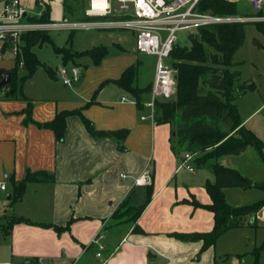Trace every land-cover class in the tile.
<instances>
[{"label":"crops","instance_id":"1","mask_svg":"<svg viewBox=\"0 0 264 264\" xmlns=\"http://www.w3.org/2000/svg\"><path fill=\"white\" fill-rule=\"evenodd\" d=\"M120 49H107L98 64L70 61L80 71L77 79L72 74L78 81L73 86L63 83L61 69L55 72L41 64L55 78L46 69L45 77H30L16 96H9L8 88L0 90V182L6 184L0 189V264H264V249L254 254L264 244V224L231 228L207 248L202 240L180 238L213 229L214 214L202 205L211 203L205 184L214 176L195 167L193 158L186 161V153L171 149V125L152 122L145 106L150 93L139 108L134 96L117 83L133 66L135 86L150 87L154 80L141 83L143 58L136 50ZM6 51L0 69L9 71L16 61L10 52L15 62H3ZM263 108L262 100L240 117L264 143ZM71 111H81L97 131L126 129L128 134L124 139L94 137L81 116L73 114L66 118L64 138L58 141L45 124ZM230 160L224 163L231 166ZM150 166V184L136 185V178ZM27 171H44L54 180L28 183L15 197ZM148 186L153 195L136 223L113 219L129 195L132 206L143 203ZM231 189H224L227 201ZM67 224V230L56 231ZM135 225L142 231H134ZM99 234L105 248L98 257L93 241Z\"/></svg>","mask_w":264,"mask_h":264},{"label":"trees","instance_id":"2","mask_svg":"<svg viewBox=\"0 0 264 264\" xmlns=\"http://www.w3.org/2000/svg\"><path fill=\"white\" fill-rule=\"evenodd\" d=\"M82 1V2H81ZM70 2V3H69ZM85 2V0H84ZM64 11L69 19L74 21H91L92 18L84 14L77 17L79 11L85 10L83 0H64ZM50 6L40 17L30 18L34 22L48 23L50 19ZM196 10L200 13H210L215 16L238 15L237 2L229 0H200ZM263 13V14H262ZM77 14V15H76ZM258 16H264L260 10ZM108 17L118 18L117 15ZM264 33V21L257 22ZM245 22L221 23L202 26L187 31L186 43L181 44L178 39L168 60L175 72L177 93L172 100H161L156 103L155 122L157 124H170L172 134L170 138L171 149L174 152L189 153L193 155V164L197 168H206L214 176V181H207L205 188L211 198V203L202 207L214 214V227L208 233L180 235L186 240H202L204 247L213 246L216 240L227 230L240 227L245 217H252L256 224V214L264 208V200L251 205L233 207L226 201L224 189L226 188H258L264 190V181L257 182L244 176L235 168L224 163V160L243 154L249 147L254 148L264 161V143L252 131L247 129L241 120L236 101L247 90L254 88L253 84H240L241 73L232 71L234 59L238 50L243 46ZM21 56H18L15 67L9 71L0 69V83L3 74H10L11 82L8 86L9 96L21 93L22 86L27 79L33 76L36 68L42 63L39 61L34 48L52 42L48 31H29L21 36ZM62 55L63 62H75L82 56L90 55L93 62L98 64L107 55L106 48H93L83 53H73L68 48L54 47ZM23 60V69L27 70L25 76L20 77L19 62ZM49 75L55 78L54 72L47 67ZM137 75L136 66L128 68L117 81L126 91L130 92L139 108L143 107V97L149 94L152 85L139 88L134 85ZM78 114L83 119L87 130L94 137H115L124 139L128 131H97L91 121L86 119L81 111L61 112L55 119L45 124V127L54 131L58 141L63 140L66 129V118ZM174 133V135H173ZM54 176L44 171H27L24 179L17 184L14 196H21L26 185L33 182L53 181ZM153 195L152 187L146 188L145 201L132 206L127 197L113 215V219L121 223L134 224L142 214ZM196 206L200 204L195 202ZM69 228L55 227L61 233ZM134 231H142L135 225ZM89 247L88 249H90ZM264 244L254 251L257 256ZM30 264H35L29 261Z\"/></svg>","mask_w":264,"mask_h":264},{"label":"built area","instance_id":"3","mask_svg":"<svg viewBox=\"0 0 264 264\" xmlns=\"http://www.w3.org/2000/svg\"><path fill=\"white\" fill-rule=\"evenodd\" d=\"M200 0H89L85 13L88 17L107 18L117 15L114 20L104 21H74L67 17L59 22H34L28 9L21 0H0V58L5 48H8L14 58L21 56V36L29 31H50L57 29L75 30L79 28H124L136 34L137 54L151 56L155 59V73L150 92V101L145 106L150 111V119L155 122L156 103L161 100H172L177 93L175 72L168 63L174 45L182 31H192L202 26L221 23L263 22L264 16L247 17L243 15L215 16L210 13H200L196 10ZM238 2L240 0H229ZM254 10L264 7V0H248ZM3 35H13L14 41L2 38ZM22 57V56H21ZM23 68L24 62H19ZM62 81L65 85L72 84L68 71L61 70ZM143 120L146 117H142ZM193 155L186 153V161ZM186 168L192 171V165ZM152 168L148 167L140 174L135 184L145 186L150 184ZM0 189L5 190L6 184L0 182ZM103 236L99 234L93 241L97 245V256L105 248ZM11 264V263H7Z\"/></svg>","mask_w":264,"mask_h":264},{"label":"rangeland","instance_id":"4","mask_svg":"<svg viewBox=\"0 0 264 264\" xmlns=\"http://www.w3.org/2000/svg\"><path fill=\"white\" fill-rule=\"evenodd\" d=\"M22 4L28 9L31 14H35L38 17L50 6V15L53 20L61 21L64 14L63 3L64 0H21ZM82 2V1H81ZM89 0H83V5L87 8ZM70 3V2H69ZM238 11L240 15L247 17H255L260 14V11H256L251 6L248 0H240L237 2ZM79 11L77 17H81L84 11ZM43 10V11H42ZM263 10V9H262ZM42 12V13H41ZM263 14V13H262ZM117 18H92L93 21L114 20ZM244 33L245 39L243 46L238 50L235 55V65L231 67L232 71H239L241 73L240 84H253L252 90H247L241 94L236 104L238 106L239 114H245L253 107L257 106L261 101L264 102V33L259 29L258 23L254 21L245 22ZM90 29V30H89ZM79 28L75 30L57 29L50 30L52 42L43 44L42 46H36L34 52L36 53L39 61L42 64L49 65L53 71L65 68L68 71V76L72 80V86L78 81L72 75L73 63L69 62L64 64L62 55L58 54L54 47L68 48L73 53H83L95 48L96 46H106V48L116 53L121 51L120 47H124L127 51H137L136 34L128 29L124 28ZM92 29V30H91ZM187 31L179 33L181 38L180 43L185 44V37ZM3 44V40L0 39V45ZM120 44V45H119ZM103 46V47H104ZM137 53V52H136ZM143 60L139 63V72L141 77V83L150 82L155 73V59L151 56L140 55ZM78 60L82 62V65L93 62V58L90 55L80 57ZM16 61V60H15ZM11 53L6 51V55L3 62H7L10 65L15 62ZM14 66V65H13ZM85 68V67H84ZM27 70L18 69L20 77L25 76ZM46 69L40 65L36 68L33 78L45 77ZM29 81V80H28ZM27 81V82H28ZM25 82V84L27 83ZM62 82V81H61ZM241 111V112H240ZM263 120H264V108H263ZM248 150V151H247ZM243 154L231 157V166L241 172L242 175L252 179L253 181H264V161L261 159L259 153L252 147H249ZM151 167V166H150ZM232 193L227 203L233 207H242L251 205L258 201L264 200V190L258 188H232ZM258 221L256 224H264V208L256 214ZM263 218V221L260 220ZM244 224H255L252 217H245Z\"/></svg>","mask_w":264,"mask_h":264},{"label":"water","instance_id":"5","mask_svg":"<svg viewBox=\"0 0 264 264\" xmlns=\"http://www.w3.org/2000/svg\"><path fill=\"white\" fill-rule=\"evenodd\" d=\"M2 38H7L9 41H14L15 37L13 35H3L1 36ZM75 78L77 79L79 77V69H73L72 72H71ZM11 82V77H10V74H3L2 76V80H1V83H0V86L4 87V86H8ZM174 135V133H173ZM25 264H30L29 262H26Z\"/></svg>","mask_w":264,"mask_h":264}]
</instances>
